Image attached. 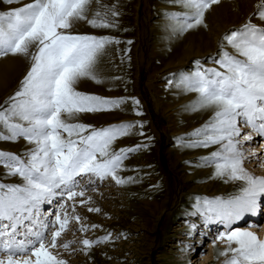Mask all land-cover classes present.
<instances>
[{
    "label": "snow or ice",
    "instance_id": "1",
    "mask_svg": "<svg viewBox=\"0 0 264 264\" xmlns=\"http://www.w3.org/2000/svg\"><path fill=\"white\" fill-rule=\"evenodd\" d=\"M13 2L19 0H8ZM219 2L178 0L187 11L173 16L174 30L183 34L200 25L206 27L205 13ZM94 3L97 8L92 11ZM256 8L254 17L264 22V0ZM118 16L115 5H103L101 0H32L0 13V57L30 58L19 89L5 101L6 106L0 105V141L23 138L33 145L21 154L0 150V167L4 169L0 179V264H67L52 250L70 252L75 241L58 238L73 220L80 224L78 231L89 230L75 207L72 214L66 207L68 201L85 197L82 180L77 177L87 176L89 183L92 177L127 182L118 173L135 149H114L113 145L135 125L96 128L77 120L81 113L111 111L124 103L77 90L83 79L101 82L96 73L98 58L108 44L119 41L72 31L83 20L93 28H114L113 18ZM252 18L223 35L222 42L226 41L233 53L221 43L217 56L210 58L222 70H200L197 61V70L178 82L185 91L197 94L189 110L212 111L208 121L189 134V141L180 138L181 146L214 148L199 166L213 168L212 178L237 186V193L227 199H196V211L205 221L223 225L224 230L213 238V246L217 241L225 244L218 253V258H224L221 264H264V239L247 228L234 227L245 217L264 212V176L254 175L244 166L248 160L246 142L253 141V133L264 137V27L252 23ZM242 127L251 131L242 133ZM8 178L18 182H5ZM53 203L58 210L42 212L43 205ZM88 211L99 209L89 207ZM107 239L84 238L82 250L87 253Z\"/></svg>",
    "mask_w": 264,
    "mask_h": 264
},
{
    "label": "rangeland",
    "instance_id": "2",
    "mask_svg": "<svg viewBox=\"0 0 264 264\" xmlns=\"http://www.w3.org/2000/svg\"><path fill=\"white\" fill-rule=\"evenodd\" d=\"M31 2L32 0H19L8 3V0H0V13L18 9ZM101 3L106 6L115 5L119 12V16L113 18L116 27L93 28L83 20L78 21L72 31L98 37H112L119 43L108 44L98 58L96 73L101 82L83 79L77 85V90L104 98L121 99L124 103L111 111L81 113L77 120L96 128L121 123L135 125L129 135L119 138L113 145L114 149L135 151L128 154V158L124 160V170L118 173V177L127 181L126 183L117 184L108 177L97 182L91 179V183L81 184L85 189V197H76L75 202L68 201L66 207L69 214H72L74 206L75 213L82 218V223L88 226L89 230L82 233L78 231L80 224L74 220L70 221L68 230L58 239L61 242L75 241L71 246L72 250L69 252L58 248L52 251L58 253L67 264H193L190 252L194 250L196 253L206 254L209 238L215 237L219 230L218 227L215 228L214 223L209 224L196 211V199L215 197L227 199L237 191L221 192V189L218 192L212 191L217 182L220 184L225 182L212 178L213 168L202 167L199 164L214 148L183 147L179 142L180 138L185 142L189 141L191 139L189 134L199 129L206 121L185 135L172 136L170 119L163 107L168 101L177 102L178 107L173 111H179L176 116L179 125L199 121L201 116H204L203 110H189L188 106L196 100L197 94L185 91L178 82L185 74L197 70V61L200 70L207 68L222 70L210 58L217 56L221 50V43L224 44V50L233 53L227 42H222V37L231 30L241 28L248 21L225 30L215 51L200 57L194 56L183 65L164 68L170 57L175 56L176 46L181 47L182 44H179L182 41L181 36L188 32L178 34L174 30L177 25L173 16L187 11L179 5L178 0H101ZM96 8L97 5L94 3L92 11ZM254 14L250 16L253 17L251 22L264 27L263 24L254 22L259 21ZM91 15L92 12L89 13L90 18ZM19 57L25 62L24 69L12 80L9 87L11 90L0 97V105L6 106L5 101L19 89L30 68V58ZM2 58L0 57V60ZM141 67L144 71L143 85L151 94L149 95L156 106L158 127L151 123L142 93L140 94ZM187 95L190 96L186 99L188 105L182 104L184 101L180 99L184 100ZM134 100L138 103L134 104ZM157 131H162L160 134H163L164 138L159 136ZM162 141L164 146L158 152ZM255 145L261 147L262 144ZM32 147L33 145L28 144L23 138L16 142L0 141V150L16 154L24 153ZM262 151L264 153V150ZM178 156H181L180 165L174 167L172 163ZM167 168L171 172H167ZM181 168L184 170L189 168L185 172L193 176V180L188 182L187 187L181 188L180 196L175 197L177 189L172 177L177 175L178 169ZM3 172L4 169L0 167V179H3ZM88 178L83 177L85 181ZM81 180L82 178L79 181ZM5 182L18 181L17 178H8ZM210 192L212 194H209ZM85 199L88 202L81 203ZM162 203L166 212L159 215ZM54 206L53 210H58L57 205ZM89 207L98 208L99 211L89 212ZM261 216L262 219L255 222H252L253 216H250L251 222L249 217H245V222L243 221L241 226L247 230L255 231L257 228L262 230L264 214ZM50 218L54 220V216ZM249 224H258L259 227H248ZM91 225L98 227L93 229ZM104 237L108 239L94 244L87 253L82 250L83 245L80 243L82 239L97 241ZM218 242L220 241L214 246L217 248V257L209 264H215L213 261L221 264L224 259L218 258V253L224 250L225 244Z\"/></svg>",
    "mask_w": 264,
    "mask_h": 264
},
{
    "label": "bare ground",
    "instance_id": "3",
    "mask_svg": "<svg viewBox=\"0 0 264 264\" xmlns=\"http://www.w3.org/2000/svg\"><path fill=\"white\" fill-rule=\"evenodd\" d=\"M259 2L260 0H220L218 4L212 5L210 10L205 13L204 24L206 25V27L204 25H200L183 34V36H181L182 41L179 43L182 44L181 47H179L178 45L176 46L175 56L170 57V59L165 63L163 67L170 68L177 65H183L184 63H187L189 59H192L194 56L200 57L215 51L224 31L228 28L239 26L245 21H249L248 19L250 18V16L253 15L254 12L257 10L256 6L259 4ZM254 22H258L264 25V22L260 20ZM24 65V60L21 59L19 56L8 55L0 60V97L4 96L11 90L9 87L12 80L20 74V72L24 69ZM142 79H144V76ZM142 88V96L144 99V103L146 105L150 121L152 120L151 123H153V119L156 118V106L153 104V99H151L144 85ZM189 98L190 96L187 95L184 100H182V98L180 100L184 101L182 104L188 105V101L186 99ZM176 107H178L177 102L170 103L169 101L164 104L163 107V109H165V111L167 112L168 118L170 119V134L172 136L175 135L176 137L185 135L186 133H188V131H191L197 128L198 126H201L202 123L207 121L212 115V111L210 109H203V112L205 114L204 116H201V119L199 121H191L190 123H187L185 125H179V121H177L178 117L176 118V116H178L179 111H173L174 109H177ZM154 121V125L156 124L155 127H158L156 119ZM248 130L251 131L248 128H241L242 133H247ZM157 132V134L162 133V131ZM252 135L253 141L246 142L247 145H249L245 149L246 155H248V160L245 161L244 166L252 174L257 176H264V153L262 151L264 150V137H260L255 134ZM159 136L164 138L163 134H160ZM259 140L261 141L259 142ZM256 143L262 144L261 147L255 145ZM252 153H255V156H253ZM180 157L181 156L177 157L176 161L172 163V166L179 167L178 165H180L181 161ZM256 157H260L261 159L258 161ZM249 160H251L252 162L249 163ZM256 167L257 169H255ZM188 169L189 168H185V170L183 168L178 169V174L172 177L177 189L175 197L180 194V190L183 186L187 187L188 182L193 180V176L187 175V172H185ZM167 172H171L170 169L167 168ZM171 175L173 176V174ZM220 189L221 192H236L237 186L236 184L231 182H229V184H220L219 182H217L216 186L213 187L212 191L214 190V192H218ZM190 190H192V187ZM209 194H212V192H210ZM161 207L162 208L159 210V215H162L164 214V212H166V210H163L165 208L164 203L161 204ZM258 218L259 215L254 216L253 221ZM242 223L243 220L238 224L234 225V227L238 226L239 228L244 229L241 226ZM214 224L216 225V229L217 227L219 228L218 232H220V230H224L222 224ZM261 229L262 230H260V228H257L255 229V231H250L254 232L258 237H262L260 239H264V226ZM212 237L213 236H211L207 242L206 250H208V252L206 254H199L198 252L196 253L194 250L190 252L189 256H192L191 259L193 260V264H209L212 260L215 259V257H217V248L213 246L214 237ZM213 263L216 264L217 261H213Z\"/></svg>",
    "mask_w": 264,
    "mask_h": 264
},
{
    "label": "water",
    "instance_id": "4",
    "mask_svg": "<svg viewBox=\"0 0 264 264\" xmlns=\"http://www.w3.org/2000/svg\"><path fill=\"white\" fill-rule=\"evenodd\" d=\"M142 69H141V76H140V79H141V81H142V74L144 73V71H143V67H141ZM142 87H143V81H142V84H141V93L143 92L142 91ZM156 119V118H155ZM155 119H153V124L155 123ZM156 125V124H155ZM162 145H163V141H162V143L160 144V148H159V152L161 151V148H162Z\"/></svg>",
    "mask_w": 264,
    "mask_h": 264
}]
</instances>
